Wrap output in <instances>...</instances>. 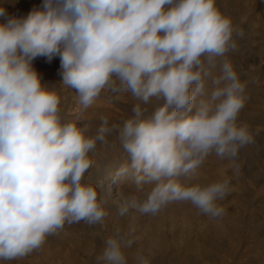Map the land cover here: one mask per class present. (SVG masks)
I'll use <instances>...</instances> for the list:
<instances>
[{
    "label": "clouds",
    "instance_id": "1",
    "mask_svg": "<svg viewBox=\"0 0 264 264\" xmlns=\"http://www.w3.org/2000/svg\"><path fill=\"white\" fill-rule=\"evenodd\" d=\"M242 35L217 0H42L23 17L0 7V262L41 250L65 225L104 226L111 191L88 178L98 145L126 154L112 183L134 189L113 201L119 217L180 202L223 217L232 177H198L212 156L239 174L240 150L260 132L240 120L248 82L229 54ZM39 57H59L70 112L34 68ZM102 94H130L131 115L94 126L88 110ZM135 232L117 225L96 264H129ZM133 262L152 264L140 250Z\"/></svg>",
    "mask_w": 264,
    "mask_h": 264
},
{
    "label": "rangeland",
    "instance_id": "2",
    "mask_svg": "<svg viewBox=\"0 0 264 264\" xmlns=\"http://www.w3.org/2000/svg\"><path fill=\"white\" fill-rule=\"evenodd\" d=\"M41 3L42 0H0V7L8 15L23 17ZM217 4L243 30V35L236 38L238 49L229 57L241 80L248 82L250 99L240 120L247 122L252 131L260 129L256 143L240 150L236 161L240 165L239 174L229 161L215 156L209 157L199 170L198 178L204 183L223 176L232 177V191L219 202L225 208L224 216L209 220L190 203L180 202L168 205L154 217L138 213L119 217L113 201L119 199L118 193L127 194L134 186L130 183L117 186L111 179L109 216L103 227L83 222L65 225L63 231L47 238L41 250L7 264H96L103 238L111 235L117 225L122 228L131 225L136 229V242L125 250L129 264H134L137 250L149 255L152 264H264V0H217ZM33 66L43 82L55 84L62 97V109L70 112L75 93L58 83L61 80L59 57L50 63L39 57ZM135 102L130 94L111 102L102 94L88 110V116L94 126L100 115H107L110 123H121L131 115ZM109 140L113 141L114 137ZM95 159L88 178L102 182L101 191L107 194L104 174L109 167L118 168L126 154L118 145H98Z\"/></svg>",
    "mask_w": 264,
    "mask_h": 264
},
{
    "label": "bare ground",
    "instance_id": "3",
    "mask_svg": "<svg viewBox=\"0 0 264 264\" xmlns=\"http://www.w3.org/2000/svg\"><path fill=\"white\" fill-rule=\"evenodd\" d=\"M116 169H117V166L109 167V169H107V171L104 174V180H103V182L104 181L106 182V186H107V188L109 190L111 189V186H112V184L110 183L111 182V179H112V174L115 172Z\"/></svg>",
    "mask_w": 264,
    "mask_h": 264
}]
</instances>
